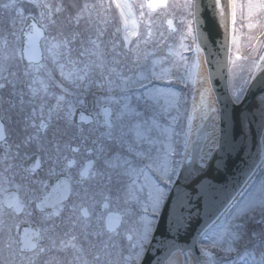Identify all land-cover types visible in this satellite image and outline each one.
<instances>
[{
  "label": "snow or ice",
  "instance_id": "1",
  "mask_svg": "<svg viewBox=\"0 0 264 264\" xmlns=\"http://www.w3.org/2000/svg\"><path fill=\"white\" fill-rule=\"evenodd\" d=\"M166 3L0 0V264H143L153 244L172 264L178 239L184 264H264V91L229 147L206 50L154 30ZM210 7L227 32L264 0ZM261 62L219 64L233 104L264 80ZM221 152L239 162L210 181Z\"/></svg>",
  "mask_w": 264,
  "mask_h": 264
},
{
  "label": "water",
  "instance_id": "2",
  "mask_svg": "<svg viewBox=\"0 0 264 264\" xmlns=\"http://www.w3.org/2000/svg\"><path fill=\"white\" fill-rule=\"evenodd\" d=\"M199 5V23L194 24L196 42L201 44L206 51H202L203 62L207 55V59L212 64L213 72V83L217 90L219 96L220 107L223 109L225 114V119L228 122L227 136L225 139L228 142V146L231 147V141L233 134H239L240 123L244 119V128L247 130L248 122L255 123L256 116L259 113H254L257 108V96L264 91V80L258 79L251 87V90L243 97L239 105L233 104L226 94L225 82L220 78L218 67L219 64L226 61L228 57L229 48V28L225 31L222 21L220 20L219 13L214 11L210 5L213 0H196ZM226 0H222L225 3ZM229 25H230V15H229ZM198 37V39H197ZM227 37V48L222 47L225 45ZM264 55V54H263ZM264 63V62H261ZM205 67L207 65L204 63ZM258 127V125H257ZM243 139V138H241ZM249 142L254 141L253 136H249ZM221 156H225L227 160V169L221 172H217L215 168L208 171V179L210 181H222L228 172L239 162V155L235 152L231 156H226V153L221 152ZM159 238V236L157 237ZM177 244L176 250L172 255L178 253L179 264H184V257L180 252V248L185 247L184 239H178L175 241ZM159 247L158 244H153L152 247L148 248L144 257L143 264H156L157 260L162 257V253H158L156 249Z\"/></svg>",
  "mask_w": 264,
  "mask_h": 264
},
{
  "label": "rangeland",
  "instance_id": "3",
  "mask_svg": "<svg viewBox=\"0 0 264 264\" xmlns=\"http://www.w3.org/2000/svg\"><path fill=\"white\" fill-rule=\"evenodd\" d=\"M175 1L170 4L171 6L167 12H170L171 8H174V10L178 12L174 23L178 25V28H176V32L170 33V35L173 36V40H169L168 43L174 45V50H178L182 37L181 33L187 32L189 25V8H187L186 4L182 11V5H178ZM186 3H188V0H186ZM263 13L264 11L256 12V14H253L252 17H247L246 15V18L243 19V21L239 17H236L235 25H232L233 33L230 58L231 64L237 69L241 65H244L246 60L249 62L252 60L257 61L259 53L264 47L262 38L259 37V42L252 41V39L258 35L260 24L263 22V19L261 18ZM249 24L252 26L248 27ZM233 37L235 39H233ZM165 51H167V49H165Z\"/></svg>",
  "mask_w": 264,
  "mask_h": 264
},
{
  "label": "flooded vegetation",
  "instance_id": "4",
  "mask_svg": "<svg viewBox=\"0 0 264 264\" xmlns=\"http://www.w3.org/2000/svg\"><path fill=\"white\" fill-rule=\"evenodd\" d=\"M171 1L172 0H167V4L170 3ZM177 1L181 2L180 0H177ZM242 2H245V0H242ZM181 3H182V8H183V6L185 5V0H182ZM167 4L164 8L158 9L156 12L152 13L151 18H152V21L154 24V30L158 29L159 33H163V23H164L166 18L170 17V14H171V12L169 14H166V9H169V7H170V5L169 4L167 5ZM145 12L147 13L148 10L145 9ZM253 14H256V12ZM117 15H118V13H117ZM246 15H247L246 10L242 13L240 8H237V11H236V17L237 18L239 17L243 21V19L246 18ZM135 18L139 19V9L136 10V17ZM261 18L263 19V22L260 25L264 24V13L261 15ZM131 19H133V17H129L130 21H131ZM147 19H148V16L146 15L145 20H147ZM141 24L143 25V23H140L139 25H141ZM143 31H144V25H143ZM163 35H164V33H163ZM135 39H136L135 37H130V40H132L133 42L135 41ZM76 119L78 120V116H76ZM39 156H40V153H37V157H39ZM34 164H35V160H33L32 163L28 166H33ZM37 171L41 177H46L47 172H48V165L46 163L43 164V166L40 169H38ZM49 182L51 184L56 183V181L54 179L49 181ZM50 189L51 188H49V190Z\"/></svg>",
  "mask_w": 264,
  "mask_h": 264
},
{
  "label": "bare ground",
  "instance_id": "5",
  "mask_svg": "<svg viewBox=\"0 0 264 264\" xmlns=\"http://www.w3.org/2000/svg\"><path fill=\"white\" fill-rule=\"evenodd\" d=\"M198 56H199V60H200V64H201V68L199 71L201 72V74L206 75L205 67H204V64L202 62V57L200 56V53L198 54ZM172 264H178V256L177 255H172ZM189 264H191V260H189Z\"/></svg>",
  "mask_w": 264,
  "mask_h": 264
}]
</instances>
